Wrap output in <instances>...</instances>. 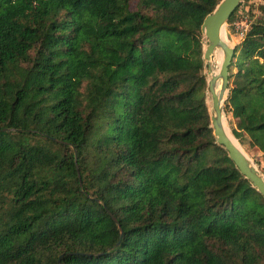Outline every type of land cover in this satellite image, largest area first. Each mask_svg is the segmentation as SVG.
I'll return each mask as SVG.
<instances>
[{
    "label": "trees",
    "instance_id": "1",
    "mask_svg": "<svg viewBox=\"0 0 264 264\" xmlns=\"http://www.w3.org/2000/svg\"><path fill=\"white\" fill-rule=\"evenodd\" d=\"M219 1L0 0V264H264L194 44ZM260 8L224 112L264 172Z\"/></svg>",
    "mask_w": 264,
    "mask_h": 264
},
{
    "label": "water",
    "instance_id": "2",
    "mask_svg": "<svg viewBox=\"0 0 264 264\" xmlns=\"http://www.w3.org/2000/svg\"><path fill=\"white\" fill-rule=\"evenodd\" d=\"M242 1L220 0L214 10L202 20L200 30L207 41L202 55L208 73V78H206L208 101L206 103L210 114V126L216 143L227 151L228 157L239 172L264 198V175L254 165L249 156L233 142L226 131L224 123V102L228 93V68L235 47L234 45L229 48L226 44V40L231 37L226 28V23L231 13ZM222 29H224L225 39L221 34ZM218 49L222 50L223 56L218 70L214 73L210 61L214 58V52ZM110 216L116 221L112 214Z\"/></svg>",
    "mask_w": 264,
    "mask_h": 264
},
{
    "label": "rangeland",
    "instance_id": "3",
    "mask_svg": "<svg viewBox=\"0 0 264 264\" xmlns=\"http://www.w3.org/2000/svg\"><path fill=\"white\" fill-rule=\"evenodd\" d=\"M244 3H245L244 8H250V10H251L250 15L252 16V21H254L255 19L257 20V18L262 14V10H261L260 6L264 4V0H245ZM244 8H239V10L237 11L236 14L238 15L240 13H244L245 12ZM234 42H236L235 39H234ZM206 43H207V41H206V38L204 37V35L201 39L194 41V44L197 46H201L202 49H204ZM219 65L220 64L218 63V60L216 59V52H215V56H214V59H213L212 64H211V67H212L214 72H216L218 70ZM203 72H204L206 78H208L206 64L204 65ZM206 101H208V96L206 98ZM224 117H225L226 125L231 132V125H232L231 123L233 122V124H234V120L230 114H226L225 112H224ZM231 135L235 140L237 139L234 137L232 132H231ZM237 140H236V142L238 143V145L243 149V151L245 153H247V155L249 156L251 161L254 163V165H256L257 168L260 170V166L254 161V159L248 154V151L245 149V143L242 144V143L238 142ZM262 173L264 174V172H262Z\"/></svg>",
    "mask_w": 264,
    "mask_h": 264
},
{
    "label": "built area",
    "instance_id": "4",
    "mask_svg": "<svg viewBox=\"0 0 264 264\" xmlns=\"http://www.w3.org/2000/svg\"><path fill=\"white\" fill-rule=\"evenodd\" d=\"M243 2L244 0L241 3ZM252 22V16L248 13H240L229 23L227 21L226 28L231 37L236 40L235 45L240 43L247 35Z\"/></svg>",
    "mask_w": 264,
    "mask_h": 264
},
{
    "label": "bare ground",
    "instance_id": "5",
    "mask_svg": "<svg viewBox=\"0 0 264 264\" xmlns=\"http://www.w3.org/2000/svg\"><path fill=\"white\" fill-rule=\"evenodd\" d=\"M222 37L225 39V33H224V29H222L221 31ZM233 37H230L229 39L226 40V44L229 48H232L235 45L234 39ZM216 52V59L218 60V63L220 64L221 60H222V50L218 49L215 51ZM215 52H214V56H215ZM214 59V58H213ZM213 59L210 61V65L212 64ZM215 73V72H214ZM225 123V127H226V131L228 133V135L230 136V138L233 140V142L238 146V143L236 142V140L232 137L230 130L228 129L227 125H226V121H224ZM241 148V147H240ZM242 149V148H241ZM243 150V149H242ZM247 154V153H246ZM263 174V173H262ZM264 175V174H263Z\"/></svg>",
    "mask_w": 264,
    "mask_h": 264
}]
</instances>
